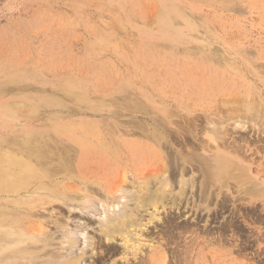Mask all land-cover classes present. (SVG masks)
Masks as SVG:
<instances>
[{"label":"rangeland","instance_id":"1","mask_svg":"<svg viewBox=\"0 0 264 264\" xmlns=\"http://www.w3.org/2000/svg\"><path fill=\"white\" fill-rule=\"evenodd\" d=\"M158 1L0 0V106H5L0 118V148L14 151L29 141L27 137H41L39 127L28 136L16 134L20 129L14 132L15 123L37 126L49 119H73L119 124V131L110 139H102L106 146L95 139L100 144L87 148L76 169L89 181L102 183H110L129 167L145 172L166 164L170 174L175 163L164 157L200 153L196 143L208 139V134L201 133L196 141L186 131L182 133L183 116L171 113V105L148 102L146 90L159 89L171 102L170 98L190 89L197 68L188 49L180 48L176 41L186 44L192 37L185 32L191 30L199 39L230 44L256 67L264 64V0H181L180 11L198 20L196 29L180 21L163 25ZM221 55L213 54L207 60L216 65L224 61ZM229 75L232 80L240 79L238 74ZM12 76L21 81L8 83ZM43 101L47 104H40ZM17 103L34 108L28 110ZM190 174L194 187L187 185L180 195L179 182L173 180L164 206L158 204L157 215L141 213L142 253L135 258L115 242L114 254L107 255L102 247L88 260L93 264H138L145 259L149 264V257L156 254L155 258H165L164 264H177L178 254L187 264L194 254L193 264L198 256L208 264H264V193L253 197L258 208L252 213L250 196L236 191L244 183L232 180L228 193L236 196V202L228 201L215 215L219 208L214 204L207 210L200 198V172L194 168ZM3 206L7 205L0 201V210ZM53 206L57 215L66 214L60 202ZM235 207L239 211L232 216ZM233 218L239 229L223 231ZM183 226L189 232L184 233ZM220 234L224 240L213 241Z\"/></svg>","mask_w":264,"mask_h":264},{"label":"bare ground","instance_id":"2","mask_svg":"<svg viewBox=\"0 0 264 264\" xmlns=\"http://www.w3.org/2000/svg\"><path fill=\"white\" fill-rule=\"evenodd\" d=\"M158 2L163 25L168 27L180 21L196 29L198 20L180 11L181 0ZM185 33L192 40L186 44L176 42L181 44L180 48L188 49L197 68V74L191 77L190 89L170 98L171 102L159 89H155L156 92L146 90L145 96L150 103L171 105V113L183 116L182 133L186 131L196 141L201 133H207L208 139L196 143L202 151L192 152L188 157H162L175 163L170 174L166 164L145 172L140 168L133 171L127 165L129 169L118 173L119 176L107 184L101 180L89 181L76 169L82 165L87 148L100 144L95 139L106 141L114 131H119V124L110 126L73 119H49L37 126L15 123L14 132L20 129L16 134L28 136L36 127L42 132L39 131L40 138L27 137L29 141L14 151L0 148V201L7 205L0 210V264H93L88 259L93 260L97 249L103 247L107 255L114 254L115 242L122 245L124 253L136 258L142 253L140 246L144 244L141 213L157 215L161 207L158 204L164 206L173 180L179 182L180 195L187 185L194 187L193 174L188 175L194 168L200 172V198L207 210L215 204L219 208L215 215H219L228 201L236 202V196L228 193L229 183L234 180L244 183L237 185L236 191L249 195L253 203L250 211H257L258 204L253 197L264 193V64L258 63L263 67L260 70L253 65V60L248 61L230 44L199 39L192 30ZM219 53L223 62L215 65L207 60ZM229 72L238 74L240 79L232 80ZM7 81L14 85L21 79L12 76ZM17 105L26 106L28 110L34 108L24 103ZM2 108L4 110L5 106H0V118L3 117ZM76 157L77 162H74ZM57 202L62 204L60 207L66 214L57 215V208L53 206ZM237 211L239 208L235 207L232 216ZM34 216L39 219H31ZM183 227L184 233L189 232ZM238 229L233 218L223 231L236 232ZM220 238L224 240L220 234L213 241ZM175 256V263L185 264L181 255ZM155 257L156 254L149 257V264L166 263L164 257ZM194 257L192 254L187 264H193ZM206 260L201 262L198 256L194 262L208 264ZM138 264L147 262L144 259Z\"/></svg>","mask_w":264,"mask_h":264}]
</instances>
